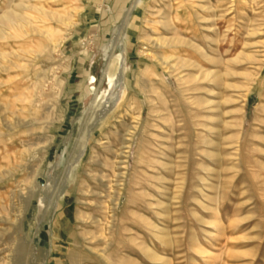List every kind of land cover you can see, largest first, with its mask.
Masks as SVG:
<instances>
[{
	"label": "rangeland",
	"instance_id": "374dc122",
	"mask_svg": "<svg viewBox=\"0 0 264 264\" xmlns=\"http://www.w3.org/2000/svg\"><path fill=\"white\" fill-rule=\"evenodd\" d=\"M9 11L0 264H264V0Z\"/></svg>",
	"mask_w": 264,
	"mask_h": 264
},
{
	"label": "bare ground",
	"instance_id": "6f19581e",
	"mask_svg": "<svg viewBox=\"0 0 264 264\" xmlns=\"http://www.w3.org/2000/svg\"><path fill=\"white\" fill-rule=\"evenodd\" d=\"M24 17V16H23ZM17 19H19L18 15L15 12H7L4 15H2L0 17V23H2V25H8L9 22H17ZM23 20V19H21ZM27 22V21H26ZM10 25V24H9ZM34 29V28H33ZM36 32V31H35ZM41 33V32H40ZM175 40H173L174 42ZM176 43V42H175ZM164 62V61H163ZM161 62V64L163 63ZM95 103V102H94ZM92 108V107H91ZM91 108H89L91 110ZM91 113V112H90Z\"/></svg>",
	"mask_w": 264,
	"mask_h": 264
},
{
	"label": "crops",
	"instance_id": "0c3cea01",
	"mask_svg": "<svg viewBox=\"0 0 264 264\" xmlns=\"http://www.w3.org/2000/svg\"><path fill=\"white\" fill-rule=\"evenodd\" d=\"M128 17H129V16H128ZM128 17H127V18H128ZM127 18H126V21H127ZM126 24H127V23H126ZM126 42H127V41H126ZM127 43H128V42H127Z\"/></svg>",
	"mask_w": 264,
	"mask_h": 264
}]
</instances>
